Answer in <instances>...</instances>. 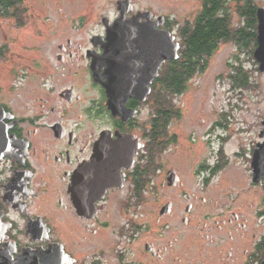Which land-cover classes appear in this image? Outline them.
Wrapping results in <instances>:
<instances>
[{"label":"flooded vegetation","instance_id":"af4514ba","mask_svg":"<svg viewBox=\"0 0 264 264\" xmlns=\"http://www.w3.org/2000/svg\"><path fill=\"white\" fill-rule=\"evenodd\" d=\"M219 3L178 0V17L151 0H0V264H264V169L255 179L253 167L264 115L247 147L232 146L233 120L218 112L182 144L180 106L159 102L175 60L144 100L122 85L128 70L117 87L110 69L114 56L128 60L111 52L127 38L120 28L168 33L186 61L193 34L218 16L240 33L219 44L253 51L232 58L247 98L264 101L254 57L264 0ZM234 161L241 188L226 186Z\"/></svg>","mask_w":264,"mask_h":264},{"label":"rangeland","instance_id":"374dc122","mask_svg":"<svg viewBox=\"0 0 264 264\" xmlns=\"http://www.w3.org/2000/svg\"><path fill=\"white\" fill-rule=\"evenodd\" d=\"M189 1L191 0H187L188 3ZM151 2L154 9L161 14L168 11V7H172V11H175L178 17L185 13L182 6L178 8V0H151ZM237 20L238 18L234 16L232 23ZM252 52L237 50L233 42L219 44L210 62L203 68L201 73L195 75L186 84V89L175 96L169 95L170 102H167V104L175 107L180 106L179 110L183 112V119L177 127L180 129V133L183 134V140L180 139L182 144H185V142L189 144L185 135L190 130L196 129L197 132H200L206 124L212 121L211 113L218 112L219 116L229 115V118L231 117V120H233L234 125L228 123L229 130L235 131L232 146L238 144L248 146V143L254 138L256 126L264 115V101L261 96L256 101L247 98L244 89L236 87L233 82L228 80V76L234 73L232 71L233 67L237 69L242 67L240 62L235 61L232 57L236 55L237 60L244 62L253 56ZM200 124L203 126H200ZM243 124H245L246 128L243 129L246 133L238 134L239 126ZM172 128L175 127L172 126ZM178 152L195 154V152L186 149ZM239 168L237 162H232L225 176L226 186L242 187L243 182Z\"/></svg>","mask_w":264,"mask_h":264},{"label":"water","instance_id":"95a60500","mask_svg":"<svg viewBox=\"0 0 264 264\" xmlns=\"http://www.w3.org/2000/svg\"><path fill=\"white\" fill-rule=\"evenodd\" d=\"M263 28L259 31V45L254 53L258 61L264 60V19H261ZM147 28L146 26H130V28H120L117 34L124 40L119 41V46L113 51L116 55L128 53V60H120L116 56L110 63V69L114 75V80L118 86L116 78L121 69L128 70L129 76L124 75L121 80L123 86L132 89L129 96L144 100L149 92L148 85L153 78L157 77L158 69L165 60H176L178 58L179 45L174 42L173 36L168 33ZM136 35H144L145 39H137ZM145 55L143 57L142 53ZM148 73L143 78L142 74ZM115 82L109 81L111 92L116 89ZM253 167L255 179L264 169V148L256 150L253 156ZM82 212V209H77Z\"/></svg>","mask_w":264,"mask_h":264},{"label":"trees","instance_id":"16d2710c","mask_svg":"<svg viewBox=\"0 0 264 264\" xmlns=\"http://www.w3.org/2000/svg\"><path fill=\"white\" fill-rule=\"evenodd\" d=\"M213 3V1H212ZM218 5H220L218 0ZM242 31V30H241ZM239 30H229L227 27V21L224 18L218 17L216 19L210 18L201 28L193 34L190 40V44L187 48L189 56L186 61L183 60L184 55L179 57L176 61H172L171 64V76L169 81L170 95L175 96L186 89V84L198 73L203 71L206 66L204 62V56L216 43L221 41L230 40L236 38L239 41ZM247 38L246 42L247 43ZM248 45V44H246ZM216 46V45H215ZM212 48V49H213ZM234 76L229 74V79L233 80L236 87L244 88L245 80L242 75L241 68H235ZM163 80H161V84ZM161 105L167 104V100L161 97L159 100ZM170 102V99H169Z\"/></svg>","mask_w":264,"mask_h":264}]
</instances>
